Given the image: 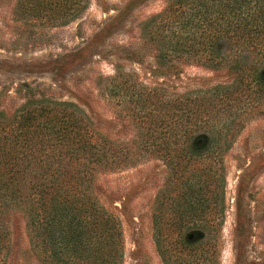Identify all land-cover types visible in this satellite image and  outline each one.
Returning a JSON list of instances; mask_svg holds the SVG:
<instances>
[{
    "label": "trees",
    "instance_id": "16d2710c",
    "mask_svg": "<svg viewBox=\"0 0 264 264\" xmlns=\"http://www.w3.org/2000/svg\"><path fill=\"white\" fill-rule=\"evenodd\" d=\"M88 5L20 0L18 7L54 27L75 20ZM140 31L159 68L181 62L217 67L234 53L235 84L212 89L264 87V71L243 64L252 51L264 58V0H169ZM153 98L144 99L137 120L143 124L139 149L161 158L169 175L153 208L156 250L163 264H220L224 155L238 129L230 121L212 122L228 111L218 98ZM121 145L96 133L72 102L34 100L9 115L0 111V264L9 249L8 211L23 215L38 264H122L120 221L93 191L100 171L135 159Z\"/></svg>",
    "mask_w": 264,
    "mask_h": 264
},
{
    "label": "rangeland",
    "instance_id": "374dc122",
    "mask_svg": "<svg viewBox=\"0 0 264 264\" xmlns=\"http://www.w3.org/2000/svg\"><path fill=\"white\" fill-rule=\"evenodd\" d=\"M168 1L89 0L78 18L52 27L24 14L20 0H0V111L9 115L34 100L72 102L88 115L96 133L121 143L123 153L135 159L100 171L94 194L120 221L122 264H163L152 214L169 175L161 158L139 149L138 109L150 95L173 103L218 98L228 111L212 122L230 121L238 129L224 155L220 264H264V87L212 89L235 84L240 72L230 69L234 53L217 67L181 62L159 68L140 30ZM247 55L243 64L263 72L264 58L254 51ZM4 221L10 233L5 264H38L23 215L8 211Z\"/></svg>",
    "mask_w": 264,
    "mask_h": 264
}]
</instances>
